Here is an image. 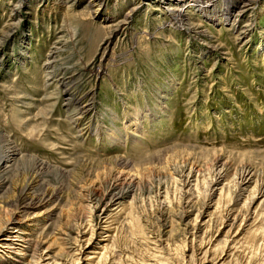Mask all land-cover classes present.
I'll list each match as a JSON object with an SVG mask.
<instances>
[{
    "label": "rangeland",
    "instance_id": "374dc122",
    "mask_svg": "<svg viewBox=\"0 0 264 264\" xmlns=\"http://www.w3.org/2000/svg\"><path fill=\"white\" fill-rule=\"evenodd\" d=\"M205 1L0 0V264H264V0Z\"/></svg>",
    "mask_w": 264,
    "mask_h": 264
},
{
    "label": "bare ground",
    "instance_id": "6f19581e",
    "mask_svg": "<svg viewBox=\"0 0 264 264\" xmlns=\"http://www.w3.org/2000/svg\"><path fill=\"white\" fill-rule=\"evenodd\" d=\"M92 1H100V0H90ZM176 2H187V0H174ZM225 2V6H227V8H225L228 11H233L235 10L237 7H240V5L243 3L242 0H224ZM194 3L196 4V7L199 8L200 10L204 11L207 13L206 9L203 8H208V5L206 4L205 0H194ZM102 4V3H101ZM240 15L239 12H237V14H233L231 18L230 15L229 16H225V21H229L231 24L233 22L236 21L235 16ZM210 17L213 19L214 17L210 15ZM234 24V23H233ZM57 50V48L55 49H51L49 51V54L47 55L48 57H46V61H45V66L48 69V75L49 77H51V79L55 78L54 77V70L51 71V69L53 68L52 66L54 65V60H55V55L54 54ZM52 67V68H51ZM58 83L60 84H69L70 79H67V77L65 75H62L60 78H57ZM69 89V87H68ZM67 89V91L65 90L66 94H68L69 98H67V106L69 104V102H73L74 101V96L73 93H70V91ZM72 104V103H71ZM89 105H83V107H81V110L78 111V113H80L79 115H82L84 113H86V111L91 110V108L87 109ZM85 108V109H83ZM78 118V117H77ZM9 142V141H8ZM21 154V152L18 150V148L15 147V145H12L10 143H5V145H2L0 147V173L4 170H7L9 168H12L14 165V161L19 157V155ZM38 166L43 165L42 162L37 163Z\"/></svg>",
    "mask_w": 264,
    "mask_h": 264
}]
</instances>
